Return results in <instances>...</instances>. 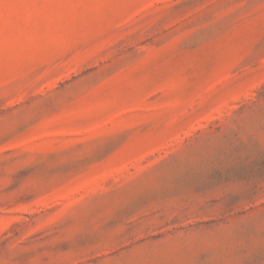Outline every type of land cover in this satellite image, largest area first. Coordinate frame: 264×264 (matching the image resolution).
Returning <instances> with one entry per match:
<instances>
[{
    "label": "rangeland",
    "instance_id": "rangeland-1",
    "mask_svg": "<svg viewBox=\"0 0 264 264\" xmlns=\"http://www.w3.org/2000/svg\"><path fill=\"white\" fill-rule=\"evenodd\" d=\"M0 264H264V0H0Z\"/></svg>",
    "mask_w": 264,
    "mask_h": 264
}]
</instances>
